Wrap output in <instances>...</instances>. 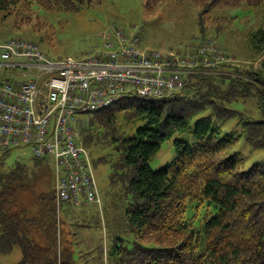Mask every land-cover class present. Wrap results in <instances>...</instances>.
<instances>
[{
  "label": "trees",
  "instance_id": "trees-1",
  "mask_svg": "<svg viewBox=\"0 0 264 264\" xmlns=\"http://www.w3.org/2000/svg\"><path fill=\"white\" fill-rule=\"evenodd\" d=\"M103 1L0 0V11L10 16L31 13L38 6L75 12ZM145 1L147 9L154 10L172 0ZM186 1L199 7L201 25L215 9L264 5V0ZM252 41L259 53L256 59L261 58L264 28L253 33ZM234 62L185 73L184 89L165 98L131 91L114 106L78 116V143L89 152L94 172L99 163L110 168V202L97 182L100 204L58 203L57 172L55 189L39 195L35 204L32 199L35 208L30 213L22 203L25 165L20 160L6 164L16 148L30 145L0 150V258L20 247L23 257L17 264H78L76 239L72 244L63 239L62 213L66 205L93 204L99 208L103 230L109 228V264H264V160L247 170L245 155L233 150L242 140L254 149H264V119L257 121L235 105L255 98L264 117V60L262 70L242 69ZM14 69L5 68L18 74L5 79L12 84L37 78L35 70ZM120 116L128 124L135 120L142 124L126 135ZM232 120L237 121L236 127L227 130ZM177 132L184 134L174 140L177 156L153 170L152 159ZM34 158L37 163L46 159L35 154ZM95 240L90 247L82 246L77 257L80 264L84 250L91 252ZM0 264L9 263L0 259Z\"/></svg>",
  "mask_w": 264,
  "mask_h": 264
},
{
  "label": "built area",
  "instance_id": "built-area-1",
  "mask_svg": "<svg viewBox=\"0 0 264 264\" xmlns=\"http://www.w3.org/2000/svg\"><path fill=\"white\" fill-rule=\"evenodd\" d=\"M102 39L101 50L60 60H51L38 44L26 40L0 43V68L22 67L37 75L20 84L0 82V150L30 145L35 156L54 160L58 203H101L93 162L78 143L79 115L114 106L131 91L165 98L184 89L185 73L230 60L214 41L147 51L138 34L115 25Z\"/></svg>",
  "mask_w": 264,
  "mask_h": 264
},
{
  "label": "rangeland",
  "instance_id": "rangeland-1",
  "mask_svg": "<svg viewBox=\"0 0 264 264\" xmlns=\"http://www.w3.org/2000/svg\"><path fill=\"white\" fill-rule=\"evenodd\" d=\"M5 15L8 14L0 11V43L15 38H26L38 43L43 52L52 59L83 58L101 50L102 35L115 25L127 34H138L142 47L147 50L177 49L181 46L183 49H188L198 45L199 41L207 40L216 42L228 52L230 60L226 63L236 60L234 63L242 69L253 67L262 70L261 64L264 60V55L256 59L259 53L253 47L254 42L252 41L253 33L264 28V5L215 9L206 16L204 25H201L199 19V7L186 0H172L157 6L154 10L147 9L145 0H105L75 12H52L35 6L31 13L13 12V15L7 17ZM204 30H206L205 33H203ZM0 69L1 82L11 75L8 74L10 71L5 68ZM235 105L239 111L257 121L264 119L255 98L240 100ZM119 123L122 131L126 135H131L142 124V121L135 120L128 124L127 120L120 116ZM236 123V120H232L226 129L236 127ZM76 127L78 129V124ZM183 136V133L177 132L163 144L161 151L150 163L153 170L161 169L177 156L174 140ZM188 139L191 140L192 137L189 136ZM233 150L245 155L247 170L264 160V149H254L245 140L240 141ZM17 160L22 161L26 168V195L24 198L22 196V203L31 213L38 196L55 189L56 163L48 158L37 163L31 146L16 148L10 154L6 164L12 166ZM95 174L100 191L105 195L106 201L110 202L113 198V189L110 186L109 166L97 164ZM116 201L120 205V201ZM117 208L118 205L113 204V209L117 210ZM69 210L71 213L86 214L83 219L81 215H76L79 231L87 233L93 229L100 233L96 234L94 231V238L88 234L82 238L84 242L81 244L85 245H91V240L99 241L93 245L91 252L84 250L85 259L82 264H109L107 255L110 233L108 225L107 231L103 230L99 208L93 204H86L82 207L72 205L64 207L65 213H62L63 239L68 240V244H72L75 238L70 236V232L75 230L71 228L73 227L71 222L65 219L69 217ZM192 213L189 210V216ZM100 235L102 237L106 235L102 240L103 243L100 241ZM22 257V249L17 247L13 253L3 255L0 259L1 262L17 264Z\"/></svg>",
  "mask_w": 264,
  "mask_h": 264
},
{
  "label": "crops",
  "instance_id": "crops-1",
  "mask_svg": "<svg viewBox=\"0 0 264 264\" xmlns=\"http://www.w3.org/2000/svg\"><path fill=\"white\" fill-rule=\"evenodd\" d=\"M9 70L15 71V69H13V68H10ZM12 71L8 72V74H10L11 76H8L7 78H9L10 80L13 79L15 76H18V74L13 73ZM22 78H24V75H22L21 79ZM69 215H71L69 221L71 222V225H73V227L71 226V228L75 230V231H71L70 232V234H71L70 236H74L75 235L74 236V238L76 239L75 240V244H74L75 258H76V260L78 259L77 263L80 264L81 259L77 258V257H78V253L79 254L81 253L82 246L84 245V244H81V242H84L83 239H82V236H85L86 234L94 235V231L95 230L91 229L90 232H87V233L79 231V229L77 227L78 220H77V216L76 215H78V216L81 215V219H83V217L86 216L85 213L73 212V213H69ZM81 226H83V223H81ZM95 232H96V234H99V231H95ZM90 242H92V241H90ZM88 247H90V245H88Z\"/></svg>",
  "mask_w": 264,
  "mask_h": 264
}]
</instances>
